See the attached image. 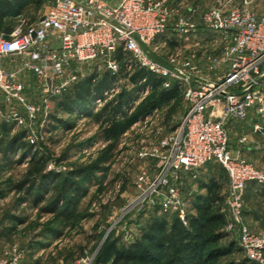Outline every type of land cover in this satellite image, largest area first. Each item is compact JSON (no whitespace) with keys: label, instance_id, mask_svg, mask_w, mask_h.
I'll list each match as a JSON object with an SVG mask.
<instances>
[{"label":"built area","instance_id":"built-area-1","mask_svg":"<svg viewBox=\"0 0 264 264\" xmlns=\"http://www.w3.org/2000/svg\"><path fill=\"white\" fill-rule=\"evenodd\" d=\"M50 1V9L36 22L22 19L8 35L0 33L2 124L21 128L27 144L37 150L44 130L36 131L35 123L39 117L43 124L49 122L51 102L85 79L82 66L96 63L118 80L117 55L122 52L127 71L144 70L163 88L176 87L186 103L180 127L158 145L154 175L138 178L135 202L150 204L161 216L175 215L186 226L189 204L178 177L195 179L217 164L228 178L222 208L226 229L238 230V247L249 262L264 264V233H252L243 222L245 191L251 183L264 185V174L231 156L228 137L231 123L247 121L252 112L264 121V17L220 7L203 13L193 7L180 15L171 0ZM179 41L200 50L211 44L220 48L188 57L176 52L167 66L142 50ZM107 94L96 101H107ZM262 129L256 125L254 131ZM22 259L23 251L14 249L0 264H20ZM92 262L87 257L75 264Z\"/></svg>","mask_w":264,"mask_h":264},{"label":"rangeland","instance_id":"rangeland-1","mask_svg":"<svg viewBox=\"0 0 264 264\" xmlns=\"http://www.w3.org/2000/svg\"><path fill=\"white\" fill-rule=\"evenodd\" d=\"M244 1L171 0V5L177 8L180 15L188 13L193 7H198L199 13L220 7L224 10L250 13L258 20L264 17V0H247V3ZM50 6V0L42 2L40 7L29 5L24 10L22 18H8L6 24L14 29L22 19L27 23H34L48 12ZM166 35L170 36V31ZM219 48L218 44H211L200 50L190 48L179 41L159 50H156L154 45L143 46L142 50L149 59L167 66L169 56L176 52L188 57L192 53L196 55L216 53ZM81 71L85 79L92 74L101 77L106 72L96 63L82 66ZM133 73L125 70L119 74V79H115L101 95L104 96L107 92V101L99 103L96 99L102 97H95L88 115H69L60 109L59 104L63 100V95L69 89L51 102L49 122L43 124V118H38L34 128L36 131L44 130L43 140H39L37 150L33 149L43 156L46 163L45 172L59 174L60 180L47 182L46 188H42L40 179L28 177L30 158L24 157L22 162H19L21 160L19 153H11L6 158L0 157V191L4 193L0 199V259L14 249H19L23 251L20 264H75L87 257L93 261L92 264H97V261L104 259L100 253L105 247L113 243L116 250L120 251L137 242L145 232L153 219L155 208L145 202H135L140 193L136 183L143 174L154 175L160 161L158 145L164 137L180 127L186 112V103L183 93L177 89L178 92L172 100L160 102L158 107L153 109L152 104L165 88L160 86L154 93L152 89L147 91L149 85L137 88L128 105L124 106L123 113L116 117V120L124 123L137 118L135 123L129 125L123 134L107 137L105 130L108 129L110 112L107 111L100 119H96L95 115L122 89L127 91L133 89V84L129 80ZM34 99L32 96V100ZM52 116H55L56 120ZM2 123L0 118V141L7 142L23 133L21 128L12 125L5 126L4 131ZM256 125L263 129L254 131ZM228 137L229 152L243 144V147L250 149L248 150L250 160L243 158L244 161L264 174L263 119L252 112L247 121L231 123ZM206 169L211 170L208 175L210 179L202 176L200 178L201 171L195 179L190 174H181V178L178 177L177 180L181 194L189 206H192V203L197 202V198L207 193L202 189V183L208 185L214 181L222 186L224 208L229 190L227 174L224 168L214 163ZM67 177H70L69 182L73 181L77 191L74 190L64 201L48 210L47 207L57 195L53 187L60 185ZM31 181L36 184L37 190L43 191L42 195L36 196L35 191L30 192L32 185L28 182ZM190 191L193 192L191 200L187 197ZM255 196L257 192L250 190V198L248 205L245 201V209L247 206L251 211L258 212L264 217V200ZM68 201H71L70 205ZM188 214L190 215L191 211H188ZM246 220L243 217L244 224L251 226L252 224H248ZM249 229L256 235L264 233V229H257L254 226ZM225 232L229 237L211 247L223 248L230 241L238 244L240 233L237 229L233 231L225 229ZM246 261L248 260L244 253L236 250L209 264H254ZM111 263L112 258L99 264ZM145 264L162 263L150 261Z\"/></svg>","mask_w":264,"mask_h":264},{"label":"trees","instance_id":"trees-1","mask_svg":"<svg viewBox=\"0 0 264 264\" xmlns=\"http://www.w3.org/2000/svg\"><path fill=\"white\" fill-rule=\"evenodd\" d=\"M45 0H2L0 1V33L8 35L12 32V28L7 26L8 18H18L22 16L24 10L29 5L40 7ZM121 63V71L126 70L124 60L125 55L119 52L117 55ZM127 78V77H126ZM116 79L109 72L103 73L101 77L92 74L81 80L71 87V89L63 95V100L59 104L62 111L72 114H90L92 102L97 96H101L103 91L108 89ZM133 84V89L127 91L122 89L120 93L111 101L107 102L100 112L95 115L96 119H100L107 111L110 112L108 119V129L105 130L107 137H117L125 132V130L135 123L136 119H132L127 123L116 120V117L123 113L124 106L128 105L130 99L145 85H149L152 92H156L161 81L147 73L144 70L135 71L129 78ZM138 84V86H137ZM178 90L176 87L163 89L159 93L157 101L152 104L153 109L157 108L160 102L172 100ZM56 120L55 116H52ZM4 125V124H2ZM6 125L3 126L4 131ZM11 153H19L21 160L24 157L30 158V167L28 177H37L41 181V187L46 188V183L53 180H60L61 176L54 172H45L46 163L42 155L34 151L33 147L24 141V133L12 137L9 141H0V157L6 158ZM73 176V174H71ZM70 177L63 179L60 185L53 187L57 191L53 202L47 208L52 210L57 204L64 201L67 196L77 191L73 181H68ZM30 192L35 191L36 196L42 195L41 189L37 190L36 184L28 182ZM202 189L206 190V195L197 198V202L192 203V212L187 215V225L184 226L179 218L175 215L169 217L158 216L157 212L152 216V221L147 226L139 240L125 249L116 250L112 243L105 247L100 253L103 260L97 261L104 263L112 258L111 264H132L134 262L145 264L147 262H161L162 264H209L222 258L223 256L240 250L237 242L230 241L226 247H211L222 239L229 237L226 229L225 215L222 213L223 198L221 196L222 186L211 181L210 184H202ZM45 192L47 190L45 189ZM4 193L0 191V199ZM71 201H68V205ZM158 216V217H157ZM248 263V261H246Z\"/></svg>","mask_w":264,"mask_h":264},{"label":"crops","instance_id":"crops-1","mask_svg":"<svg viewBox=\"0 0 264 264\" xmlns=\"http://www.w3.org/2000/svg\"><path fill=\"white\" fill-rule=\"evenodd\" d=\"M20 18H22V16H20ZM245 139H247V138H245ZM248 150H250V149H248L247 147H243V144H242V145L236 146L235 150L232 149L230 154L233 157H235V158H239V159H243L244 158V159L250 160V154H249ZM210 165H212V164H210ZM207 167H205L203 170H201L200 178H201V176L202 177H207V179L211 178V177L208 178V175L211 173V170H207L206 169ZM202 184H205V183H202ZM203 190H205V189H203ZM250 190H254V192H257V196H255V197H257L258 199L264 200V185H258L256 183L249 184L247 189H246V191H245L246 193H245V197H244V216L243 217H244L245 220L247 219L246 222L248 221L247 222L248 224L249 223L252 224L251 225L252 227L254 226L257 229H264V217H262L260 214H258V212L251 211L250 209L247 208V206H246V209H245V201H246V204L249 201V198H250L249 197V192H250ZM192 191L188 192V196L187 197H188V199L190 197L189 200H191V197L193 195ZM251 197H254V196H251ZM189 208H192V206H189ZM189 208H188V210L191 211V213H193L192 209H189ZM251 226H249V228H251Z\"/></svg>","mask_w":264,"mask_h":264}]
</instances>
